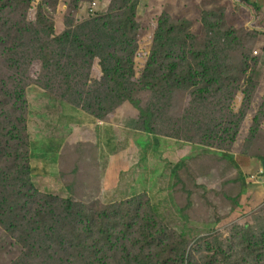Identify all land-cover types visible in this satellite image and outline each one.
Listing matches in <instances>:
<instances>
[{"label":"rangeland","instance_id":"374dc122","mask_svg":"<svg viewBox=\"0 0 264 264\" xmlns=\"http://www.w3.org/2000/svg\"><path fill=\"white\" fill-rule=\"evenodd\" d=\"M18 1L0 0V109L10 126H0V264H129L143 249L144 235L155 236L153 253L168 256L186 250L185 263L175 257L173 264L235 262L242 253L239 243L244 231L264 228V199L255 196L264 191V173L262 169L257 174L248 172L250 155L262 162L257 155L264 157V136L254 139L253 152L251 147L246 153L245 144L256 114L264 109V10L250 0H20L17 10ZM3 3H8L4 10ZM99 18L103 26L97 54L117 64L129 59L132 65L123 63L124 71L134 88L144 82L149 69L151 84L162 85L172 60L181 63L176 74L183 72L184 44L188 51L197 52L209 43L217 47L218 38L211 41L208 32L211 24H219V33L232 31L221 40L229 49L226 63L235 73L248 56L246 72L255 69L258 87L250 95L238 91L231 98L200 90L198 79L197 90L175 89L169 103L165 99L158 103L161 98L149 90L138 91L140 106H157L158 135H154L137 130L140 113L130 101L117 106L106 120L73 103L62 108L56 96L66 87L61 85L64 77L49 80L53 69L43 64L42 52H32L31 61L23 65L11 60L12 53L23 51L29 27L35 28L29 42L45 49L51 46L43 31L45 24L53 22L61 34ZM160 26L165 38L154 54ZM87 32L82 35L92 42ZM123 44L131 48L133 57ZM100 57L91 70H85L90 73V85L102 76ZM191 57L189 61L196 64ZM231 113L241 119L242 131L235 144L226 138L224 145L222 133L216 138L218 147L215 141L213 146L199 142L194 134L198 122L201 129L209 123L221 132L234 119ZM177 127L180 138L161 135L176 133ZM26 134L31 139L27 142ZM29 162L32 176L22 168ZM240 168L248 172L242 176L243 190L237 174ZM31 180L40 194L31 188ZM49 194L57 200L81 202L90 214L79 220L77 229H63L50 248L42 239L52 235L48 228L58 221L59 211L53 215L57 204ZM90 225L94 229L90 237L98 241L92 259L74 238L83 235L84 240ZM99 228L108 229L110 242L103 240Z\"/></svg>","mask_w":264,"mask_h":264},{"label":"trees","instance_id":"16d2710c","mask_svg":"<svg viewBox=\"0 0 264 264\" xmlns=\"http://www.w3.org/2000/svg\"><path fill=\"white\" fill-rule=\"evenodd\" d=\"M124 1L128 2L131 0ZM17 3L18 10L20 0ZM7 6L8 3H3L2 9H6ZM45 10L50 11L47 6L45 7ZM133 10L134 7H132V11ZM47 19L48 17H46V23ZM93 22L96 23L95 27L90 25ZM93 22L90 23V21H88L78 26L76 31L68 30L61 34H58L55 31V25L53 22L51 24H45L43 26V31L46 33L48 40L50 39L51 42V46H48L45 49H42L41 46L34 47L32 41L31 43L29 42L30 32L35 31L34 27H29L28 30L25 31L24 41L22 43V46L24 48L23 51L12 53L11 60L18 63V65L25 64V61L27 60L31 61V55L33 53L42 52L44 54L43 64L46 68L50 70L53 69V72H51L52 75L49 77V80H55V78L61 76L64 77L61 85H66V87L61 92L60 96H56V100L60 102L58 105H60L62 108L66 107V103H73L78 106H82L87 112L98 116L103 120H106L107 115H109V113L112 112L117 106L126 101H130L134 104L135 108L139 110L140 113L141 128L139 127L137 130L140 132L144 131L148 134L158 135V131L156 129V122H159V118L157 117V106L155 103L148 104L147 107L140 106L142 105L141 99L135 96L136 92L138 91L141 92L149 90L151 93L155 94L156 97L161 98L160 100H158V103H160L162 99H165V101L169 103L172 100L171 94L175 89L188 90L191 87H194L195 90H197L198 79H201L202 81V87L200 88V90L208 89V94H220L223 96L229 95L231 96V98L233 97L232 94L238 91L248 93L250 95L258 87V83L255 80L257 74L255 69L249 74H247L246 72V69L250 66L248 62V60L250 59L248 56H246L245 60L241 63V65L238 66V72L235 73L234 71L236 70H231L230 66L226 63V59L229 57V49L226 47V43L222 42L221 40L222 37L225 38L226 36H229L232 31L219 33V31H216V28L219 24H211L208 25V32L212 34L211 41L214 39V37H216V39L218 38V40L216 41L218 43L217 47H215V45H213L212 43H209L207 44L206 49H204L202 52H197L193 49L188 51L186 48L187 45L185 46L184 44L183 56L182 54L180 56L181 60L183 61V72H180L179 75L176 74L177 67L181 65V63L176 60H172L167 71L164 73L165 80L163 81L162 85H160L159 87H154V85L151 84L152 69H149L146 75L144 73V82L139 86H135L134 88L132 85V80H130L129 78L130 75L126 76L124 71L123 63L131 64L129 59L123 58L121 64H117V62H114L112 59H110V57H100L97 54V46L99 41L98 37L103 26V19L99 18V20ZM87 30L90 31L87 32ZM84 31H86L91 36L92 42L87 41L83 37L82 33ZM95 32L96 37H93ZM171 32L175 33L174 28L173 30H171ZM177 33L180 32L178 31ZM164 38L165 31L161 30L160 26L157 31L156 39V41H158V46L157 50L154 51V54L158 52ZM42 39L43 38L40 35L39 42L42 41ZM173 39L174 38H171V40ZM58 43L61 44L60 47L56 46ZM129 44L130 42H127V45ZM125 46L126 45L123 44V48ZM125 51L128 54L130 53L131 56L134 55V52L132 53L131 48L129 49V47L127 48V46L125 48ZM188 52L190 56L192 55L191 58L193 61H198L196 62V64H193L192 61H189ZM83 56H85V58H83ZM97 57H100L101 59L99 64L102 68V76L96 81L95 85H90L89 83L92 82V80L90 79V73L86 72L85 70L92 69ZM27 70H29V67L25 71ZM242 88H244V90H242ZM139 94L140 93H137V95ZM5 100L6 97H4V101ZM52 103L49 104L50 107L52 106ZM2 112L3 111H1L0 109V126L8 129L10 128L9 120L3 117ZM8 112L10 113L11 111L8 110ZM240 112L242 113V115L247 116L244 110ZM10 114L12 116H16L15 113ZM203 115L206 114H202L201 117ZM231 115L232 117H234V119L230 120V124L223 128L221 132L216 130L209 123L204 124L201 129L198 122L196 125V129L194 130V134L200 137L199 142L203 145L213 146L214 144L211 143V141H215V146L218 147L216 138H218V134L222 133L220 139L221 142L224 143V145H226L228 138L230 140V145L233 143L235 144L236 138H238L242 131L240 128L241 119L238 118V113H231ZM191 118L194 117L187 115L188 120H192ZM263 118L264 109L258 111V114H256V117L254 118L253 129L250 131V136L246 139L245 142L247 150L246 153H248L251 147L254 146V139L258 137L261 131L262 123L264 122ZM15 126H18V124H16ZM217 126L218 128L221 127L219 123H217ZM101 127H104V125ZM163 133H161V135H165L175 139L181 137V132L178 127L176 128V133ZM89 135L91 134L89 133ZM24 136H26L27 139L28 135L26 134ZM29 140L27 139L26 142ZM86 143L88 144V142ZM226 148L229 147L227 146ZM6 151L7 148L4 146V152ZM246 153L245 155H247ZM257 158L261 161L264 160V157L261 155H257ZM23 166L24 167L22 168H24V171L32 176L33 164L29 162L24 164ZM30 183L31 188L34 190L35 194H40L41 191L36 187L34 181L31 180ZM49 198H52V200L56 201L57 204V207L53 210V215L55 216L56 211H59L57 215L58 221L54 222L48 228L49 231L52 232V235L44 236V238L42 239V241H45L49 244L50 248V246L55 242L57 235L63 234V229H68L69 226H72L73 229H77L80 224L79 220L85 219L84 217L89 216L90 214L86 213L84 204H82L81 202H76L70 199L57 200L53 197L52 194H49ZM57 225L58 227H56ZM59 225H62V228L59 227ZM82 226H85V222ZM90 228L91 231L84 240L83 235H75L74 238L79 242L77 247L85 252L83 254H86L92 259V257H95L97 254V251L94 249V244L98 241H92L90 233L94 232V229L91 225ZM98 233L103 238V240L110 242L107 228H99ZM65 236L70 237V235L67 233L65 234ZM154 238V235H144L142 237L143 249L140 251V253L136 254L135 257L132 258V262H129V264H173L176 260L175 257L179 258L183 263H185L186 250L181 254L180 252H177L171 253L168 256L159 252L153 253L150 249L152 247ZM37 241L40 242V239ZM74 243L77 242H72V244ZM239 245L242 246V253L237 256L238 258L235 260V262H231L228 264H264V228H262L259 232H255L253 230H245L244 234L241 237ZM146 247L148 248L145 251ZM91 250L94 251L91 252ZM213 259H217V256H214Z\"/></svg>","mask_w":264,"mask_h":264},{"label":"crops","instance_id":"0c3cea01","mask_svg":"<svg viewBox=\"0 0 264 264\" xmlns=\"http://www.w3.org/2000/svg\"><path fill=\"white\" fill-rule=\"evenodd\" d=\"M250 2L251 3H254V4H256L257 5V7L259 8V9H261V11H263L264 10V0H250ZM106 129H109V123H106ZM89 130H90V134H91V131H92V129H91V127L89 128ZM140 132V131H139ZM92 135V134H91ZM262 136H264V123H262V126H261V131H260V133H259V135H258V137L256 138V141L257 140H259V138H261ZM254 148H255V145L253 146V148H252V152H253V150H254ZM252 155H254V154H252ZM252 155H250L249 156V170H248V172H250V171H252L253 170V174L255 173V174H257V173H259L260 172V170L262 169V162H257V160L252 156ZM260 165H261V168H260ZM241 169V168H240ZM237 174H239V177H240V185H241V188H242V190H243V188H244V186H245V183L243 182V177L242 176H245L246 175V173H248V172H244L242 169L239 171V170H237ZM257 172V173H256ZM252 176H254V175H252ZM251 176V177H252ZM245 177H247V176H245ZM251 179V182H252V178H250ZM255 191H253V193L252 194H255L254 193ZM258 192H260V191H258ZM259 195H255V196H259V198L261 197V199H264V191L262 190V192L261 193H258Z\"/></svg>","mask_w":264,"mask_h":264},{"label":"water","instance_id":"95a60500","mask_svg":"<svg viewBox=\"0 0 264 264\" xmlns=\"http://www.w3.org/2000/svg\"><path fill=\"white\" fill-rule=\"evenodd\" d=\"M262 170H263V173H264V161H262Z\"/></svg>","mask_w":264,"mask_h":264},{"label":"built area","instance_id":"2783aa9c","mask_svg":"<svg viewBox=\"0 0 264 264\" xmlns=\"http://www.w3.org/2000/svg\"><path fill=\"white\" fill-rule=\"evenodd\" d=\"M96 4V3H95ZM92 10H93V8H92ZM94 11V10H93Z\"/></svg>","mask_w":264,"mask_h":264}]
</instances>
